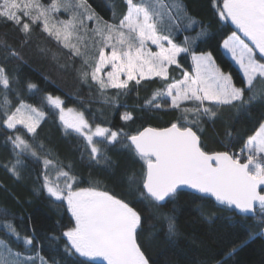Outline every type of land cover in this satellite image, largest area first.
<instances>
[{"label":"snow or ice","instance_id":"1","mask_svg":"<svg viewBox=\"0 0 264 264\" xmlns=\"http://www.w3.org/2000/svg\"><path fill=\"white\" fill-rule=\"evenodd\" d=\"M125 3L127 10L118 24L97 17L86 0H50L47 5L41 0H0V18L22 25L20 31L25 35V42L30 36L31 27L23 21L22 16L27 17L33 25H42L43 32L69 48L74 56L83 58L84 64L91 68V80L99 85L102 93L109 87L127 90L129 81L140 84L141 80L152 76L167 80L169 65L179 66L177 57L181 53L189 54L191 73L185 71L183 79L167 83L145 101V107L160 109L170 99L169 107L182 110L183 123L173 122L168 127H146L132 135L123 134L128 142L125 146L143 162L142 174L139 178L135 174L130 175L129 185H134L141 197L157 208L187 188L198 198L212 197L218 204L238 210L245 216H255L259 205L264 217V188H261L264 186V122L247 137L238 154L206 152L200 136L192 127L199 124L201 115L215 117L214 109L220 106H232L238 102L239 107L243 108L252 101L264 99V87L258 89L256 86L257 81L264 85V0H222V7L217 0H213L220 19L230 20L251 42L250 46L233 31L222 45L239 65L243 87L234 85L231 75L221 71L211 53L197 54L191 51L189 45L204 35L203 30L197 37H186V46L173 41L171 28L180 27V13L183 12L178 0H125ZM61 8L66 12L75 9L76 14L67 20L53 21V14ZM184 18L188 20L187 27L195 23L190 17ZM85 20H95L93 28L88 29ZM80 29L84 30V35L79 34ZM89 32L93 37L101 38L92 42L93 48L98 51V58L89 56L86 51L89 44L85 40ZM148 42L155 45L157 50L151 51ZM80 45L84 46V51ZM106 48H111V51L106 52ZM0 49L5 61L22 59L21 54L3 39H0ZM90 60L94 61V66ZM109 65L111 70L104 72L105 80L100 74ZM81 75L86 80L89 73L85 71ZM122 75L126 78L121 79ZM0 86L3 87L0 124L17 133L8 136V141L14 150L27 152L38 160L43 159L45 171L42 173V187L55 201L66 203L70 213L71 224L62 234L67 241L65 251L78 254L88 261L106 264H150L138 243L141 215L128 202L101 190L95 184L77 187L75 176L55 166L47 156L41 157L37 148L19 134L18 126L34 137L46 113L22 99L12 107L7 96L11 80L3 65H0ZM27 88L31 91L36 85L29 83ZM246 91L250 94L247 100L244 98ZM45 100L50 107L59 111V120L66 133L72 130L84 137L91 149L89 155L97 163L102 158V149L98 144H113L122 135V131H113L100 124L93 128L83 112L64 108L58 96L49 94ZM183 101H192L194 107L182 108ZM205 101L211 102V106H206ZM189 113L194 119H189ZM120 119L130 121L133 117L126 112ZM228 135L231 136L230 133ZM94 137L99 140H94ZM39 149H43L42 144ZM241 157L246 158L242 160ZM21 163L17 159L8 168L17 178ZM54 166L56 180L51 178ZM61 178L62 184L59 182ZM165 218L168 220V235L172 236L176 232L175 224L171 217ZM4 227L17 240L20 239L10 222H5ZM23 243L31 246L33 238L25 237ZM40 259L41 264H45L43 258ZM0 264H34V257L14 251L8 242L0 239Z\"/></svg>","mask_w":264,"mask_h":264},{"label":"trees","instance_id":"2","mask_svg":"<svg viewBox=\"0 0 264 264\" xmlns=\"http://www.w3.org/2000/svg\"><path fill=\"white\" fill-rule=\"evenodd\" d=\"M41 2L47 5L50 0ZM217 2L222 7V0ZM86 3L91 12L109 23L118 24L127 10L125 0H86ZM178 3L183 6V12L180 13V27L171 28L173 41L180 46H186V37H197L203 30L204 35L189 45L191 51L211 52L217 64L231 74L235 84L243 87L242 76L222 53L220 42L226 34L233 31L247 43L251 42L243 37L231 21L220 19L217 8L213 6V0H178ZM75 14V9L66 12L61 8L53 14V21L67 20ZM184 17L192 18L195 23L187 27L188 20ZM22 19L31 27L27 42L24 33L20 31L22 25L0 18V39L5 40L22 56L20 60L5 61L3 50L0 49V65L6 68L11 80L7 96L13 108L22 99L27 104L42 108L46 116L41 120L34 137L22 126H18L19 134L37 148L41 157L47 156L54 161L55 166L62 167L75 176L77 187L95 184L101 190L128 202L141 215L142 226L138 243L150 264H170L164 262L161 255L173 242L176 234L168 235V220L165 217H171L175 224L185 201L177 194L174 199H168L162 203V207L157 208L143 199L134 185H129L130 175L135 174L139 178L142 174L143 162L125 146L128 142L123 134L132 135L145 126L161 128L173 122L183 123L182 110L169 107L170 99L166 100L160 109L145 107V101L167 83L183 77L184 71L190 69L189 54L179 55V66L169 65L167 80L152 76L141 80L140 84H136L134 80L129 81L127 90L109 87L102 93L99 85L91 80V68L84 64L82 57L74 56L69 48H65L54 37L43 32L39 23L33 25L27 17L22 16ZM84 23L91 29L95 20H85ZM79 34L84 35V30L80 29ZM100 39L99 36L93 37L91 32L87 34L85 43L89 44L86 50L89 56L98 58V51L93 48L92 42ZM80 47L82 51L85 50L83 45ZM105 51L110 52L111 48H106ZM257 57L259 58L258 54ZM90 62L94 66V61ZM85 71L89 73L86 80L81 75ZM100 75L107 79L104 71ZM29 83L36 85V88L29 91ZM256 86L258 89L264 87L259 81ZM49 94L60 97L64 108L83 112L90 125L100 124L113 131H122L118 142L98 144L102 149L99 163L91 159V149L83 136L72 130H67L66 133L59 120L58 110L50 107L45 100V96ZM249 95L246 91L244 98L247 100ZM2 100L3 87L0 86V102ZM204 103L211 106L209 101ZM183 107L191 108L194 104L192 101H183ZM214 110L215 117L201 115L199 124L192 125L206 152L240 151L247 137L264 122V99L252 101L243 108H240L237 102L232 106H220ZM126 112L132 115V120L120 119ZM188 116L190 120L194 119L191 113ZM16 134L0 124V239L8 242L14 251L34 257V264H41V257L45 264H106L88 261L78 254L73 255L65 251L67 241L62 234L71 224L66 203L55 201L42 187V173L45 171L43 160H38L27 152L14 150L7 138ZM41 144L42 150L39 149ZM245 158L241 157L242 160ZM17 159L22 162L18 166L19 178L8 170ZM196 198V212L204 221L234 225L242 232L244 238L247 237L245 242L232 248L213 264H264V217L259 209L255 216H242L228 207L214 203L210 198ZM5 222H10L15 227L20 236L19 240L9 234L4 227ZM25 237L33 238L31 246L23 243Z\"/></svg>","mask_w":264,"mask_h":264},{"label":"rangeland","instance_id":"3","mask_svg":"<svg viewBox=\"0 0 264 264\" xmlns=\"http://www.w3.org/2000/svg\"><path fill=\"white\" fill-rule=\"evenodd\" d=\"M229 21L230 20H227V22ZM229 35H231V33L226 34V36L221 40L220 48L225 57L230 60V62L236 67L237 71L243 78V74L239 69V65H237L231 59V54L227 53L222 46L223 41L227 39ZM148 47L151 51L157 50L156 46L152 45L151 42H148ZM194 52L197 54L211 53L209 51ZM212 57L214 59L213 54ZM189 61L190 69H187L185 71L191 73V57ZM177 63H179V56L177 57ZM217 66L221 69L222 72L231 75L229 72L224 71L219 66V64H217ZM110 70L111 67L109 65L105 66V69L103 71L106 72ZM125 78V76H121V79ZM181 79H183V77ZM232 80L234 85L236 87H239L235 84L233 77ZM92 127L95 128V126ZM95 139L96 137H94V140ZM56 176V167L54 166L51 170V178L53 180H56ZM59 182L62 184L63 179L61 178ZM178 195H180L184 199L185 205L180 210L179 216L175 221L176 237L161 255V259L164 262L170 264H213L216 260L229 252L232 248L245 242L247 237L244 238L242 232L239 229L237 230L234 225H228L225 222L221 223L219 221L213 223H207L206 221H204L198 215L195 209V205L197 203L196 196L186 191H180Z\"/></svg>","mask_w":264,"mask_h":264},{"label":"water","instance_id":"4","mask_svg":"<svg viewBox=\"0 0 264 264\" xmlns=\"http://www.w3.org/2000/svg\"><path fill=\"white\" fill-rule=\"evenodd\" d=\"M168 126H170V125H167V126H164V127H168ZM146 127H152V126H145V127L141 128L140 130H143V129L146 128ZM152 128H157V127H152ZM161 128H163V127H161ZM140 130H139V131H140ZM134 134H135V133H134ZM213 152H221V151H213ZM213 152H209V153H213ZM261 188H264V186H261ZM258 190H259V189H258ZM181 191H186V192L192 193V190L187 189V188H183ZM206 198H210L214 203L218 204V202H216L214 198H212V197H206ZM162 203H164V202H162ZM218 205H220V204H218ZM221 206H225V205H221ZM225 207H227V206H225ZM257 209H259V205H257ZM232 210H233L236 214H238V215L245 216V215H243V214H240V213L238 212V210H235V209H232ZM248 216H251V215H248Z\"/></svg>","mask_w":264,"mask_h":264},{"label":"built area","instance_id":"5","mask_svg":"<svg viewBox=\"0 0 264 264\" xmlns=\"http://www.w3.org/2000/svg\"><path fill=\"white\" fill-rule=\"evenodd\" d=\"M240 151L236 152L237 154L239 153Z\"/></svg>","mask_w":264,"mask_h":264},{"label":"crops","instance_id":"6","mask_svg":"<svg viewBox=\"0 0 264 264\" xmlns=\"http://www.w3.org/2000/svg\"><path fill=\"white\" fill-rule=\"evenodd\" d=\"M264 234V233H263Z\"/></svg>","mask_w":264,"mask_h":264}]
</instances>
